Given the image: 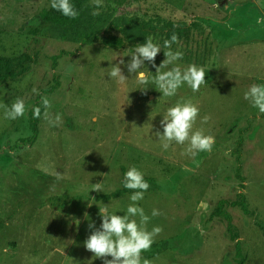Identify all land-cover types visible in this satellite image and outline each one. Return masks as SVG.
<instances>
[{
  "label": "rangeland",
  "instance_id": "rangeland-1",
  "mask_svg": "<svg viewBox=\"0 0 264 264\" xmlns=\"http://www.w3.org/2000/svg\"><path fill=\"white\" fill-rule=\"evenodd\" d=\"M49 6L50 0H0V57L16 58L13 67L21 72L0 83V104L19 97L27 109L6 120L0 108V264H103L83 242L90 223L100 226V203L117 215L126 212L131 194H112L132 166L154 186L138 202L150 216L148 229H163L146 251L160 254L142 253V259L236 264L238 242L244 264H264V114L243 98L250 85L264 84V0H103L97 16L86 0L82 27L95 34L90 43L60 38L62 31L49 25H27ZM163 22L186 25L188 36L173 50L184 53L177 62L182 68L204 67L206 84L198 92L186 84L173 97L151 84L141 91L128 72L129 55L148 35L163 45ZM139 25L152 31L142 33ZM124 26L141 37L127 42L119 30ZM112 37L122 46L110 47ZM161 50L156 66L165 58ZM20 56L27 61L18 65ZM120 59L124 84L107 75ZM140 70L155 74L148 62ZM41 97L50 100L53 116L61 115L59 126L43 118ZM181 98L199 107L193 130L215 137L211 152L193 156L187 144L174 142L162 147L160 121ZM34 106L41 118L31 141ZM205 115L211 119L202 124ZM98 182L104 192L90 189ZM239 194L248 214L231 205ZM153 208L163 215L151 217ZM220 210L231 217V234Z\"/></svg>",
  "mask_w": 264,
  "mask_h": 264
},
{
  "label": "clouds",
  "instance_id": "clouds-1",
  "mask_svg": "<svg viewBox=\"0 0 264 264\" xmlns=\"http://www.w3.org/2000/svg\"><path fill=\"white\" fill-rule=\"evenodd\" d=\"M91 2L94 5L91 14L99 15V9L103 7V0H91ZM50 7L70 19H76L79 16V11L71 3V0H50ZM174 44H179V37L175 33L171 35L170 39H165L163 45L154 42V37L148 35L143 43L135 46L134 52L129 55L131 59L127 62L126 67L129 73L135 74L141 91H145L151 84L155 85V89L164 97H173L176 96L178 89L185 84L193 93L198 92L201 86L206 84V72L203 66L191 63L182 68L177 63L183 59L184 53L179 48L173 50ZM162 48L165 58L159 66H156L155 58ZM145 62L155 68L154 75L150 76L149 73L140 70L144 67ZM124 63V60L120 59L118 64L110 65L107 72L110 79H115L120 84H124L128 80L122 74V69L119 66ZM32 91L34 94H38L37 89L33 88ZM243 98L249 102L251 107L264 114V84L250 85L244 92ZM41 105L44 109L43 118L51 126H59L62 123V117L59 113L53 116L49 111L52 107L50 100L47 97H41ZM0 108L3 109V116L6 120L23 117L27 110L25 101L19 97L10 106L0 104ZM32 112L34 119L41 118L40 106H34ZM199 112V107L191 99L181 98L167 108L166 115L160 121L163 133H156L165 150L174 142L178 145L187 144L186 151L193 156L199 152H211L215 144V137L206 134L202 128L193 130ZM210 119V116L205 115L201 123H207ZM56 178H61L59 173L56 174ZM122 184L124 188L132 190L126 212L123 215H117L116 212L110 211L109 204L100 203L98 206L100 226L96 228L94 223L89 224L92 231L83 245L87 251L93 254L94 258L101 259L103 264H152V261L142 259L141 254L150 250L155 237L163 229L161 226H153L151 230L148 229L150 216L138 203L144 198V193L150 185L144 179V174L135 166L130 167L124 173ZM90 189L95 192H104L101 182L92 184ZM160 215H163L160 210L152 209L151 217Z\"/></svg>",
  "mask_w": 264,
  "mask_h": 264
},
{
  "label": "trees",
  "instance_id": "trees-1",
  "mask_svg": "<svg viewBox=\"0 0 264 264\" xmlns=\"http://www.w3.org/2000/svg\"><path fill=\"white\" fill-rule=\"evenodd\" d=\"M71 3L79 11L78 18L70 19L68 17H65L60 12L53 10L49 6L47 9L41 10L39 13L34 15L32 18H30L27 21V25L29 27H36L42 24L49 25L52 28L59 29L62 31L61 34H58L59 35L58 37L60 38H67V37L73 36L72 38L75 39L77 37L81 42L90 43L91 38L95 34L93 32L92 33L88 32L87 29L82 27L83 24L85 23L84 9H85L86 0H71ZM163 26L165 29L164 31L165 39H170L173 33H175L179 37V39L188 36V29L186 25L183 23L163 22ZM136 27L137 25L134 26V28ZM139 28L140 29L138 30L142 31V33L145 32L149 34L152 31V30H149L148 25H139ZM119 30H121L120 33L123 35L124 40H126L127 42L133 43L141 37V34L139 31L132 32L129 26H124L120 28ZM107 43L110 47L119 48L122 46L123 41L122 39L112 37L109 40H107ZM26 59L27 58L25 56H20L18 59L20 63H18V65L27 61ZM15 61H17L16 58L0 57V83H7L9 81H13L20 75L21 72H18L17 68L13 67V62ZM54 89L55 88L52 86V87L46 88L44 91L46 93H50ZM30 115H31V122L33 126V129H32L33 133L31 136V141H32V140H35V137L37 135V128H36V120L33 118V112H30ZM147 182L148 184L150 183L148 180ZM151 189L154 190V186H150L146 192L153 191ZM126 194H132V190H128L124 188L122 184V188L120 190L113 192L112 197L117 198V197H121ZM225 203H226L225 200L219 201L220 206H223V204ZM231 205L238 206L244 214H248L247 204L245 202V197L243 194H239V200L235 203H231ZM218 216H220L222 220L225 221L226 229L228 233L231 234V232H233V226H232L231 217L229 216V214H227L223 210H220L218 212ZM236 239L237 237L234 234H232L231 240L233 241ZM160 252L161 250H154L151 254H148L147 252H143V256L146 258L156 257L160 254ZM235 257H236L235 258L236 264H244L245 258L241 254V247L238 242H236L235 244Z\"/></svg>",
  "mask_w": 264,
  "mask_h": 264
}]
</instances>
